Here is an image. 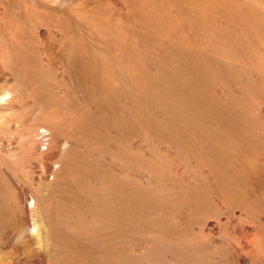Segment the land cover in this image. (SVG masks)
Masks as SVG:
<instances>
[{"label":"rangeland","instance_id":"1","mask_svg":"<svg viewBox=\"0 0 264 264\" xmlns=\"http://www.w3.org/2000/svg\"><path fill=\"white\" fill-rule=\"evenodd\" d=\"M0 264H264V0H0Z\"/></svg>","mask_w":264,"mask_h":264},{"label":"bare ground","instance_id":"2","mask_svg":"<svg viewBox=\"0 0 264 264\" xmlns=\"http://www.w3.org/2000/svg\"><path fill=\"white\" fill-rule=\"evenodd\" d=\"M80 50H77V52H79Z\"/></svg>","mask_w":264,"mask_h":264}]
</instances>
